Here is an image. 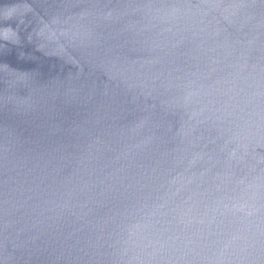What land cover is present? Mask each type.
<instances>
[{"label": "water", "instance_id": "1", "mask_svg": "<svg viewBox=\"0 0 264 264\" xmlns=\"http://www.w3.org/2000/svg\"><path fill=\"white\" fill-rule=\"evenodd\" d=\"M0 264H264V0H0Z\"/></svg>", "mask_w": 264, "mask_h": 264}]
</instances>
